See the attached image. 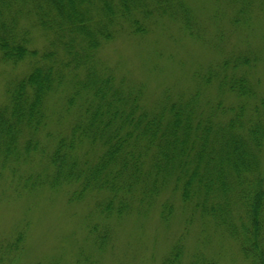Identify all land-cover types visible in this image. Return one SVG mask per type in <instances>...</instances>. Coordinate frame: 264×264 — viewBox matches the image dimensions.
I'll use <instances>...</instances> for the list:
<instances>
[{"label":"trees","instance_id":"1","mask_svg":"<svg viewBox=\"0 0 264 264\" xmlns=\"http://www.w3.org/2000/svg\"><path fill=\"white\" fill-rule=\"evenodd\" d=\"M223 1L237 25L248 22L254 7L264 9V0ZM167 21L198 38L192 10L181 0H0V63L29 64L7 83L0 103V175L9 171L14 194L68 186L67 203L92 199L85 220L93 252L79 251L72 264H102L113 243L108 221L155 212L169 225L176 197L186 223L204 220L236 245L246 264H264L257 57H223L210 47L213 58L150 102L145 83L117 76L100 57L117 37L145 38ZM37 33L45 36L40 49ZM154 70L164 74L160 66ZM52 97L59 99L55 107ZM51 121L56 129L48 131ZM33 163L37 171L22 169ZM25 237L19 231L0 242V264L18 263ZM184 258L177 241L160 263L185 264ZM187 264L217 262L193 255Z\"/></svg>","mask_w":264,"mask_h":264},{"label":"rangeland","instance_id":"2","mask_svg":"<svg viewBox=\"0 0 264 264\" xmlns=\"http://www.w3.org/2000/svg\"><path fill=\"white\" fill-rule=\"evenodd\" d=\"M181 1L194 15L199 34L195 41L182 34L178 24L163 22L162 26H153L157 30L145 38L117 37L105 45L100 52L105 64L114 69L117 76L145 83L150 102L163 87L176 79L187 78L213 58L216 53L210 47H216L220 54L226 53L223 57L230 52L231 55L251 52L257 57L252 80L264 94V9L254 7L247 13L248 22L237 25L233 22L234 10L223 0ZM44 37L40 33L34 36V45L39 49L44 45ZM154 66L163 68L164 74L158 75ZM28 70L27 61L17 66L0 63V103L5 100L7 83ZM181 82L186 84L185 80ZM51 99L52 103L59 100ZM55 129L56 124L51 121L47 130ZM32 165L22 169L37 171ZM9 181V171L0 175V242L19 231L24 232L25 249L17 264H36L51 259H57L60 264H72L79 251L93 252L86 234L85 218L92 210L89 196L82 202L69 204L67 195L71 188L68 186L54 190L40 187L34 192L14 194ZM173 201L175 218L167 226L155 212L142 219L131 215L118 222L108 221L113 243L101 255L102 264H161L164 254L177 241L184 245L185 264L193 255L214 259L217 264H246L231 240L198 217L186 223L178 197Z\"/></svg>","mask_w":264,"mask_h":264}]
</instances>
